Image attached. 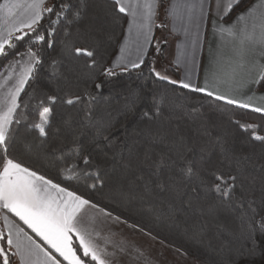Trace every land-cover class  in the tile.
I'll use <instances>...</instances> for the list:
<instances>
[{"label": "snow or ice", "instance_id": "1", "mask_svg": "<svg viewBox=\"0 0 264 264\" xmlns=\"http://www.w3.org/2000/svg\"><path fill=\"white\" fill-rule=\"evenodd\" d=\"M240 3L241 0H226L222 4L221 0H217L215 12L212 13L208 0H177L165 8V15L181 25L187 22L194 27L191 47L195 52L202 44V32L208 28L211 13L215 17L211 19V31L222 42L214 61L216 82L233 83L246 91L251 89L248 96L251 101L257 98L255 89L264 84V0L239 12L235 20L226 21L225 18ZM161 6L162 0H111L109 15L117 24L127 18L128 38L119 49L120 56L114 67L103 69L100 75L110 78L117 75L114 68H120L124 73L129 68H142L148 48L153 43V29L166 27L164 23H156ZM82 15L81 10L74 11L71 0H4L0 4V58L7 59L10 55L13 58L20 57L15 60L17 67L9 65L15 80L0 99V264H109L103 251L94 242L89 225L95 220V216H90L91 212L108 217L112 213L100 207L90 196L64 182L83 183L85 188L96 191L104 188L108 180L117 178V174L126 178L129 173H135L131 183H139L147 194H166L171 197L169 207L173 216L187 214V210L199 205V219L191 225L194 237H206L210 223L221 213L238 214L241 227H246L248 233L249 254H254L257 249L264 253V215L257 211L264 210V165L257 181L247 171L251 157L237 156L219 141L216 143L222 160L229 168L226 174L206 166L205 156L210 154L208 145L212 143L210 139L199 146V151L205 154L201 156L199 167L192 158L197 145L187 137H170L151 132H148L144 142H137L142 151L134 153L130 150L127 158H118L111 152L115 127L112 120L101 119L95 123L94 131L88 137L91 146V150H88L81 141L85 134L74 130L70 120H64L63 126L59 127L55 117L65 105L70 108L79 105L84 96H88L90 103L92 94L84 93L69 98L67 94L61 95L59 92H43L36 98L34 113H28L33 119L25 127H30L36 146L42 152L59 135H63L68 142V147L50 161L57 169V178L53 179L9 155L13 123L21 122L17 116V110L21 108L20 94L30 81L37 79L36 74L45 64V50L54 46L52 38L56 35L57 26L75 23ZM46 17L48 26L44 27L42 21ZM184 33L188 35L187 28H184ZM225 37L230 45V55L227 56L224 55ZM20 42L28 44L24 51L18 49ZM64 47L68 49L67 42ZM159 50L157 43L156 52ZM72 54L74 57L89 58L100 55L97 49L85 47H74ZM132 56L135 58L131 59ZM59 63L61 61L56 59L48 63L53 74ZM97 64V60L92 59L91 66L96 67ZM176 64L180 66V59H177ZM148 71L159 81L264 114V106L212 91L207 80L204 87H197L186 80L171 79L156 69L155 60L149 61ZM13 75L7 77L5 84H0V89L13 79ZM95 88L101 89L102 84L95 83ZM260 98L264 99V96ZM137 103L138 98L130 100L126 105V113L134 114ZM91 115L90 110L86 111L85 119ZM162 118L160 108L140 114V119L149 124ZM236 123L249 133L251 140L264 145V134H256V125ZM201 135L210 137L211 133L205 129ZM109 162L110 168H106ZM146 166L153 169L152 175L156 177L154 181L142 174L141 170ZM257 182L260 193L258 200L254 195L247 199L250 193H255ZM115 219L120 221L119 216ZM222 231L216 233V238L221 241L222 247H228L231 241L223 238Z\"/></svg>", "mask_w": 264, "mask_h": 264}, {"label": "trees", "instance_id": "2", "mask_svg": "<svg viewBox=\"0 0 264 264\" xmlns=\"http://www.w3.org/2000/svg\"><path fill=\"white\" fill-rule=\"evenodd\" d=\"M71 2L74 11L79 9L83 15L75 23H62L57 26L56 35L52 38L55 41L54 46L44 52V66L36 74L37 79L30 81L22 92L19 98L21 108L17 110L21 122L19 124L14 122L12 126L10 156L23 160L29 166L56 179L57 169L50 161L68 147V142L63 135L58 134L59 138L42 152L36 146L30 127L27 129L25 127L33 119L28 113H34L36 98L43 92H59L61 95L67 94L69 98L91 93L93 98L90 103L88 96H84L79 105L71 108L65 105L62 110H58L55 117L59 127L63 126L64 120H70L74 130L84 133L81 141L88 150H91L88 137L94 131L95 123L101 119L112 120L115 127L112 132L114 146L111 152L118 158L120 156L127 158L130 150L134 153L142 151L137 142H144L148 132H151L170 137H187L197 145L192 158L199 167L201 156L205 155L199 151V146L210 139L212 141L208 145L210 154L205 156L207 167L225 174L229 171L216 143L219 141L237 156L251 157V165L247 171L259 181L264 165V145L251 140L249 133L240 129L236 122L256 125V134H264V115L157 80L148 71L149 61L155 60L156 63L159 59L157 54L159 52H156L154 45L141 69H129L127 73L116 71L117 75L110 78L100 75L103 69L110 67L117 54L125 32L126 19L118 24L112 21L109 15L110 0ZM169 2L170 0H162L159 9L160 19L165 16V8L169 7ZM251 2L252 0H241L238 8L230 13L228 18ZM42 24L44 27L48 26L47 17ZM65 42L69 45L67 50L64 47ZM27 47L28 44L25 42L18 44L19 51H24ZM74 47H85L89 50L95 48L100 55L92 58L74 57L72 54ZM15 58L11 55L7 59L0 58V73ZM52 59L61 61L55 74L48 68V63ZM92 59L97 60L96 67L91 66ZM168 69L178 77L175 67L168 66ZM95 83L102 84V88L96 89ZM257 91L264 92V84ZM134 97L138 98L135 113H126V105ZM156 108L162 110V119L153 124L140 119L143 111ZM88 110L92 115L85 119V112ZM205 129L211 133L210 137L201 135ZM110 165L111 162L106 168H110ZM141 171L146 179L155 180L150 166L144 167ZM134 179L135 173H129L126 178L117 174V178L108 180L104 188H98L96 191L85 188L83 183L66 181L64 183H69L86 196H90L112 215L119 216L130 225H136L141 231L189 256L195 264H264V253L259 249L254 254H249L248 233L246 227H241V222L237 219L238 214L221 213L210 223L206 237L196 238L192 235L191 225L199 219V205L187 210V214L178 213L173 216L169 207L171 197L166 194L159 196L147 194L139 183L136 185L131 183ZM253 195L258 200L259 182L255 193H250L247 199H251ZM257 211L264 215V210ZM256 219L259 220V217ZM219 230H223V238L231 241L230 246L222 247L221 241L216 238Z\"/></svg>", "mask_w": 264, "mask_h": 264}, {"label": "crops", "instance_id": "3", "mask_svg": "<svg viewBox=\"0 0 264 264\" xmlns=\"http://www.w3.org/2000/svg\"><path fill=\"white\" fill-rule=\"evenodd\" d=\"M174 2H177V0H170L169 6ZM183 2H192V0H183ZM208 2L211 4L212 13H214L217 0H208ZM225 2L226 0H221L222 4ZM3 3L4 0H1L0 4ZM256 3H259V0H252L247 7L239 12L245 11ZM239 12L234 14L231 18L226 17L225 20H235L236 15ZM214 18L215 17L210 13L208 28L202 32V44L194 52L191 47V40L194 38L195 32L194 27L188 25L187 22L181 25L178 22H174L166 15L160 19L158 11L156 23H164L166 27L159 28L158 30L157 27L153 29V43L148 48V54L153 45L156 49L158 35L161 32L164 34V40L162 44L159 45L160 50L159 53H157L159 59L156 61L155 67L157 63L164 64L162 66H164L167 72L171 75V79L178 81L186 80L197 87H204L207 80L211 85V90L214 92L249 102L253 105L264 106V99L260 98L261 96H264V92H258L257 89H255L257 98L249 101L248 96L252 91L251 89L246 91L233 83L216 82V77L214 76L216 67L214 65V61L217 58V51L221 47L222 42L220 38L218 36H214L211 31V19ZM127 27L128 24L126 18L125 32L120 42L117 54L113 58L110 67H114L115 62L120 56L119 49L123 45L124 40L128 38ZM173 28L176 30L173 31ZM184 28L188 29L187 36H185ZM224 55H230V45L227 42V37H225L224 41ZM130 58L134 59L135 57L132 56ZM17 59H20V57L11 61L0 73V84H5V81L9 76L6 74L8 71L11 72L9 65L16 67L15 60ZM177 59H180L181 61L179 67L176 64ZM168 66L175 67L177 69L178 77L168 69ZM114 70L122 71L120 68H114ZM3 75L4 77L2 79ZM253 75H255V73ZM237 79H239V77H237ZM14 80L15 76L13 75V79L8 80L5 87L0 89V99L3 98L7 89L13 85ZM212 97L215 98L214 96ZM219 101L225 102L223 100ZM90 216H95L94 222L89 225L92 237L94 242L103 251L104 258L109 261V264H191L190 261L183 255L175 253L173 251L174 248L171 249L172 247L169 245L159 241L136 227H132V225L125 223L121 219L120 221H117L115 219L116 216L114 215L108 217L97 214L93 211L90 213ZM0 227H2V222H0ZM24 227L30 235L34 236V234H32L26 226Z\"/></svg>", "mask_w": 264, "mask_h": 264}, {"label": "rangeland", "instance_id": "4", "mask_svg": "<svg viewBox=\"0 0 264 264\" xmlns=\"http://www.w3.org/2000/svg\"><path fill=\"white\" fill-rule=\"evenodd\" d=\"M163 40H164V34H162V32L158 35V37H157V43H159V45H161L162 44V42H163ZM162 65H164V64H159V63H157V65H156V69L158 70V71H161L162 72V74H165V75H168L170 78H171V75L167 72V70L164 68V66H162ZM166 65V64H165ZM16 67H17V65H16ZM5 75V74H4ZM4 75L2 76V79H3V77H4ZM6 75H13L12 74V72H7V74ZM171 249H173V248H171ZM173 251L175 252V253H177V254H180V255H183L186 259H188L189 261H190V263L191 264H195L194 263V261H193V259L192 258H190L189 256H187V255H185V254H181V252H179V251H177V250H175V249H173Z\"/></svg>", "mask_w": 264, "mask_h": 264}]
</instances>
